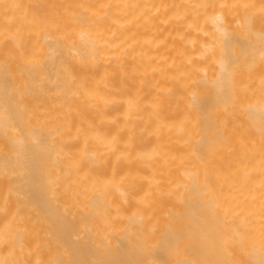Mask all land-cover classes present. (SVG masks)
<instances>
[{"label": "bare ground", "instance_id": "obj_1", "mask_svg": "<svg viewBox=\"0 0 264 264\" xmlns=\"http://www.w3.org/2000/svg\"><path fill=\"white\" fill-rule=\"evenodd\" d=\"M0 264H264V0H0Z\"/></svg>", "mask_w": 264, "mask_h": 264}]
</instances>
